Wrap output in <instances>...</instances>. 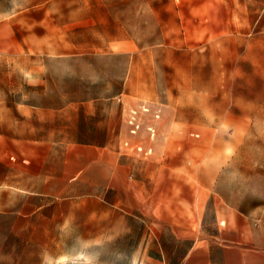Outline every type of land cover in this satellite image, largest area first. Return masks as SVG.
<instances>
[{
	"label": "crops",
	"instance_id": "crops-1",
	"mask_svg": "<svg viewBox=\"0 0 264 264\" xmlns=\"http://www.w3.org/2000/svg\"><path fill=\"white\" fill-rule=\"evenodd\" d=\"M21 9L40 13L33 25L44 28L42 42L53 44L56 57L134 54L146 42L138 36L152 33L138 29L130 3L40 0ZM190 11L210 41L218 27L225 36L234 27L264 28V0H205ZM168 12L159 15L164 37ZM75 44L81 49L73 54ZM140 68L132 63L123 91L45 107L22 102L11 125L0 116V234L23 233L18 228L41 210L42 197L83 195L86 217L98 227L127 206L157 226L140 264H264V146H248L247 133L233 144L218 136L215 114L202 117L197 100H179L146 127L148 160L122 158L140 129L131 98L145 89Z\"/></svg>",
	"mask_w": 264,
	"mask_h": 264
},
{
	"label": "rangeland",
	"instance_id": "rangeland-1",
	"mask_svg": "<svg viewBox=\"0 0 264 264\" xmlns=\"http://www.w3.org/2000/svg\"><path fill=\"white\" fill-rule=\"evenodd\" d=\"M38 1L0 0V116L10 125L22 102L45 107L123 91L124 85L128 89L133 63L141 67L136 77L145 89L131 92L138 102L140 129L122 149V158L148 160L146 127L155 112L170 115L166 105L179 100H197L202 117L208 110L215 114L216 132L227 141L235 144L239 133H247L248 146H264V28L234 27L233 35L225 36V28L218 27L210 41L190 11L205 0H104L134 4L138 29L152 32L138 36L146 42L138 43L134 54L56 57L53 44L42 42L44 28L33 25L40 13L21 9ZM165 8L168 37L160 35L159 15ZM75 46L73 54L81 49V44ZM34 79L37 84L29 85ZM142 104L148 112L142 113ZM134 146L143 150L138 153ZM42 198L41 210L18 228L23 233L0 234V264H58L62 259L65 264H140L158 231L151 219L130 206L117 211L119 218L111 213L98 227L96 219L86 217L90 204L83 195L68 201L64 195ZM16 199L12 197V204Z\"/></svg>",
	"mask_w": 264,
	"mask_h": 264
},
{
	"label": "built area",
	"instance_id": "built-area-1",
	"mask_svg": "<svg viewBox=\"0 0 264 264\" xmlns=\"http://www.w3.org/2000/svg\"><path fill=\"white\" fill-rule=\"evenodd\" d=\"M130 123H131L132 125H134V127H135V128H134V131L137 130V129L139 128V125L135 123V117L132 118V119L130 120Z\"/></svg>",
	"mask_w": 264,
	"mask_h": 264
},
{
	"label": "clouds",
	"instance_id": "clouds-1",
	"mask_svg": "<svg viewBox=\"0 0 264 264\" xmlns=\"http://www.w3.org/2000/svg\"><path fill=\"white\" fill-rule=\"evenodd\" d=\"M58 264H65V260L62 259L61 261L58 262Z\"/></svg>",
	"mask_w": 264,
	"mask_h": 264
}]
</instances>
